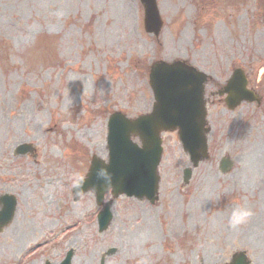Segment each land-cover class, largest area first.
Instances as JSON below:
<instances>
[{
  "label": "rangeland",
  "instance_id": "rangeland-1",
  "mask_svg": "<svg viewBox=\"0 0 264 264\" xmlns=\"http://www.w3.org/2000/svg\"><path fill=\"white\" fill-rule=\"evenodd\" d=\"M156 2L157 37L144 30L139 0H0V195L17 200L0 231V264H57L68 250L71 264H223L234 251L264 264V172L255 165L264 154V0ZM45 35L50 43L37 47ZM157 60L209 76L208 157L192 168L176 132L162 133L157 199L107 192L112 217L99 232L94 193L74 201L71 187L91 156L106 162L111 113L150 112ZM235 68L258 103L224 104L218 91ZM19 144L33 148L15 155ZM237 209L251 215L233 227Z\"/></svg>",
  "mask_w": 264,
  "mask_h": 264
},
{
  "label": "water",
  "instance_id": "water-1",
  "mask_svg": "<svg viewBox=\"0 0 264 264\" xmlns=\"http://www.w3.org/2000/svg\"><path fill=\"white\" fill-rule=\"evenodd\" d=\"M144 8V28L148 33L157 35L162 21L156 6V0H140ZM206 75L187 65L183 61L172 63L155 62L150 67L149 83L154 93L155 102L149 114L128 119L120 113L110 116L108 122V163L104 164L93 157L80 190L74 188L75 199L83 192L94 191L97 203H102L104 193L110 189L113 197L120 194L145 198L150 202L156 199L158 175L156 167L161 153L160 131L175 130L182 148L188 153L190 162L195 167L207 157L205 134V106L203 88ZM227 93L225 103L233 108L242 100L251 101L255 96L246 89V80L242 70H235L224 87ZM137 136L140 146L131 140ZM29 146H19L24 153ZM230 167L229 158L221 160L220 168L225 171ZM190 169L184 170V181L190 177ZM110 178V182H109ZM110 202L104 205L98 215L99 231L108 225L111 214ZM14 200L10 198L0 212V226L12 218ZM72 252L69 251L60 264H70ZM45 264H50L46 262ZM227 264H248L243 251L234 252Z\"/></svg>",
  "mask_w": 264,
  "mask_h": 264
},
{
  "label": "clouds",
  "instance_id": "clouds-1",
  "mask_svg": "<svg viewBox=\"0 0 264 264\" xmlns=\"http://www.w3.org/2000/svg\"><path fill=\"white\" fill-rule=\"evenodd\" d=\"M85 179H86V177L81 176V177H78L74 181L73 187L76 188L77 192L82 187ZM109 182H110V178H109ZM250 215H251V213L246 209L234 210L232 215H231V218H230V223L233 227H238V226L244 225L248 221V218Z\"/></svg>",
  "mask_w": 264,
  "mask_h": 264
},
{
  "label": "bare ground",
  "instance_id": "bare-ground-1",
  "mask_svg": "<svg viewBox=\"0 0 264 264\" xmlns=\"http://www.w3.org/2000/svg\"><path fill=\"white\" fill-rule=\"evenodd\" d=\"M256 165V167L258 168V169H260V171H263L264 172V154L263 155H261L259 158H258V164L256 163L255 164ZM83 262V260H81V261H79V262H77L76 264H85L86 263V260L84 259V262ZM87 264V263H86Z\"/></svg>",
  "mask_w": 264,
  "mask_h": 264
},
{
  "label": "trees",
  "instance_id": "trees-1",
  "mask_svg": "<svg viewBox=\"0 0 264 264\" xmlns=\"http://www.w3.org/2000/svg\"><path fill=\"white\" fill-rule=\"evenodd\" d=\"M48 42L50 43V38L48 35H45L42 37V39L38 40L37 47L46 48L47 47L46 44Z\"/></svg>",
  "mask_w": 264,
  "mask_h": 264
}]
</instances>
